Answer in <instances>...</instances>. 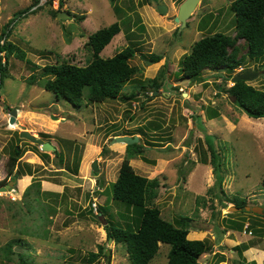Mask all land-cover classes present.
Here are the masks:
<instances>
[{"label":"rangeland","instance_id":"rangeland-1","mask_svg":"<svg viewBox=\"0 0 264 264\" xmlns=\"http://www.w3.org/2000/svg\"><path fill=\"white\" fill-rule=\"evenodd\" d=\"M60 1L63 7L56 8ZM185 1L54 0L50 5L39 0L31 9L33 0H0V42L9 25L7 43L18 47L6 53L8 59L0 54L7 67L0 83V188L13 182L7 163L14 147L24 151L15 169L21 170L20 178L8 192L0 191V264H88L89 253H97L99 246L107 257L93 264H131L125 246L110 242L106 231L109 221L133 231L139 221L134 210L111 197L122 163L129 159V146L115 142L120 136H138L145 147L129 163L136 174L160 180L152 206L162 218L172 223L188 218V238L212 245L201 264H263L264 118H250L233 103L223 90L233 86L225 83L224 70H207L199 81L183 79L180 72L181 59L203 37L237 35L230 9L235 0H202L181 29L175 18ZM58 10L71 18L54 16ZM116 22L121 32L101 56L111 58L134 46L135 79H161L164 70L160 90H140L131 101L81 102L78 107L46 91L44 81L30 85L45 65H88L89 37ZM237 46L240 58L247 46L244 40ZM19 49L24 58L17 56ZM243 69L257 73L248 83L264 90L262 64L247 62L233 75ZM134 90L129 83L123 91ZM13 110L18 111L16 125L10 124ZM215 112L219 116L212 118ZM22 129L50 142L57 155L23 139ZM208 139L219 154L217 172ZM237 203L243 208L231 210ZM248 207L261 208L263 214ZM103 208L108 212L100 218ZM232 221L243 225L242 231L231 230ZM241 245L248 249L242 255L236 250ZM170 249L160 244L151 264H167Z\"/></svg>","mask_w":264,"mask_h":264},{"label":"trees","instance_id":"trees-1","mask_svg":"<svg viewBox=\"0 0 264 264\" xmlns=\"http://www.w3.org/2000/svg\"><path fill=\"white\" fill-rule=\"evenodd\" d=\"M54 0H49L52 5ZM116 0H111L114 4ZM158 1V0H153ZM39 4V0H33L31 9ZM63 1H60L59 8L63 7ZM234 14V26L236 36L227 35L221 32L203 37L197 41L191 52L185 55L180 61V72L183 79L199 81L202 74L207 71L224 70L228 77L225 83L232 81L237 70L245 63L262 64L264 68V0H235L230 6ZM29 10L18 12L11 23L17 18L22 17ZM57 16L58 11H54ZM7 26L3 36L6 40L1 44L0 54H12L18 47L8 42L10 31ZM143 30V27H141ZM121 32V25L116 22L108 27L96 31L89 37L88 46L92 52V61L86 66H78L70 63L49 64L43 67L39 79L33 75L29 81L30 85H36V81H44L43 88L52 92L58 98H63L69 103L80 107L81 102L86 104H101L104 100L131 101L136 98L140 90L147 88L154 92L161 89L164 78V70L161 72V79H148L141 81L135 79L138 69L130 64V61L136 56V48L130 46L117 53L111 58H103L101 53L111 43L114 37ZM244 40L247 46V52L244 56L238 57L239 49L237 42ZM136 46V45H135ZM16 47V49H14ZM6 54V59L8 55ZM18 57L24 58L20 55ZM154 63L159 62L160 58L152 56ZM30 63V61H28ZM6 62L5 64H7ZM247 71L243 69L240 73ZM7 78V67L1 63L0 58V83ZM133 83L134 90L131 94L124 93L127 84ZM229 95L233 103L250 118H264V90L257 89L246 81H238L233 86L223 88ZM217 112L214 117H218ZM47 137V136H46ZM209 150L212 155V165L217 172L220 168L219 154L216 152L210 139L207 140ZM129 159L136 155H142L145 147L140 144H134L128 147ZM57 152H55L56 154ZM46 155V154H44ZM57 155V154H56ZM24 156L22 149L14 147L10 155L7 170L12 176V180L17 182L20 178L21 170L15 173L19 159ZM129 159L122 163L118 179L112 185V200L122 203L127 209H132L138 214V223L135 231L130 230V225L124 228L114 221H109L106 225L108 237L118 244L125 246L131 264H151L158 254L160 244H167L171 247L168 255L167 264H201L200 258L212 253L213 247L208 240H190L188 238L190 229L186 226L188 218L183 217L175 223L162 218L161 210L152 206L157 198L158 189L161 182L158 178L149 179L138 175L129 163ZM219 164V165H218ZM222 180L218 178V185ZM264 184V179H263ZM2 184H0L1 186ZM232 203V202H229ZM233 204V203H232ZM238 209L243 208L239 203L235 204ZM107 209H100V216L107 213ZM231 230L242 231L243 225L232 221ZM12 245L8 246L9 252ZM244 246L236 247L240 255L248 250ZM101 257H107L105 248L99 246L98 252L89 253L88 264L99 261ZM28 264V263H23ZM264 264V262H263Z\"/></svg>","mask_w":264,"mask_h":264},{"label":"water","instance_id":"water-1","mask_svg":"<svg viewBox=\"0 0 264 264\" xmlns=\"http://www.w3.org/2000/svg\"><path fill=\"white\" fill-rule=\"evenodd\" d=\"M201 1L202 0H186L181 5L180 10H179V12H178V14H177V16L175 18L176 23L180 24L181 29H183L184 27L187 26L189 19L194 14V11L196 10L198 4ZM159 9H160L161 13H163V14L167 13V10L165 9V7L160 6ZM58 18H60V19H70L71 15L70 14H65L63 12H59L58 13ZM257 75H258L257 73H254L252 71H246V72H243V73L235 75L233 77V79H232V82L233 83L238 82V81L250 82L253 79H255V77ZM17 114H18L17 110H13L11 112V117H10V124L11 125L18 124ZM20 134H21V137L23 139L29 140L30 142H32V143H34L36 145H39L41 147L42 151L45 152V153L49 152V151H52V152H56L57 151V148L54 145H52L50 142H46V141H43L42 139L36 138L33 134H31L27 130L22 129ZM115 142L124 143L127 146H131V145L140 143V138L138 136H135V137L120 136V137H117L115 139ZM18 150H19V148H18ZM93 170H94V172L98 171L96 165L93 166ZM13 185H15L14 181L11 182L10 185H7L5 187H1L0 191L1 192H8L10 189H12ZM230 209L231 210H239L238 208H235V207H231ZM246 211H252L253 213H255L257 215H262L263 214L261 208L251 209V208L248 207V208H246ZM109 240H110V242L113 241L111 238Z\"/></svg>","mask_w":264,"mask_h":264},{"label":"built area","instance_id":"built-area-1","mask_svg":"<svg viewBox=\"0 0 264 264\" xmlns=\"http://www.w3.org/2000/svg\"><path fill=\"white\" fill-rule=\"evenodd\" d=\"M55 5H56V8L59 6V3L58 2H56L55 3ZM94 212H95V214H99L98 213V209H97V206L96 205H94Z\"/></svg>","mask_w":264,"mask_h":264},{"label":"clouds","instance_id":"clouds-1","mask_svg":"<svg viewBox=\"0 0 264 264\" xmlns=\"http://www.w3.org/2000/svg\"><path fill=\"white\" fill-rule=\"evenodd\" d=\"M59 6H60V4H59ZM59 6H58V8H59Z\"/></svg>","mask_w":264,"mask_h":264},{"label":"crops","instance_id":"crops-1","mask_svg":"<svg viewBox=\"0 0 264 264\" xmlns=\"http://www.w3.org/2000/svg\"><path fill=\"white\" fill-rule=\"evenodd\" d=\"M232 226H233V223H232ZM189 237V236H188Z\"/></svg>","mask_w":264,"mask_h":264},{"label":"flooded vegetation","instance_id":"flooded-vegetation-1","mask_svg":"<svg viewBox=\"0 0 264 264\" xmlns=\"http://www.w3.org/2000/svg\"><path fill=\"white\" fill-rule=\"evenodd\" d=\"M42 150V149H41ZM55 153V152H54Z\"/></svg>","mask_w":264,"mask_h":264}]
</instances>
